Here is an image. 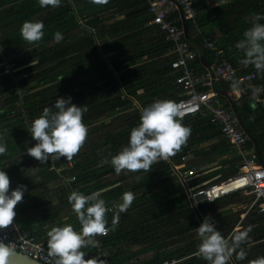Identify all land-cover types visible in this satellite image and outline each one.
<instances>
[{
    "label": "crops",
    "instance_id": "crops-1",
    "mask_svg": "<svg viewBox=\"0 0 264 264\" xmlns=\"http://www.w3.org/2000/svg\"><path fill=\"white\" fill-rule=\"evenodd\" d=\"M130 1L134 2L133 5L126 6L124 10L122 9L120 11L122 13L129 12L130 17L126 18L128 21L127 23H122L125 18H123V15L118 14L119 12L110 14L112 16L111 19L116 16L119 20L117 22L122 26L110 30V37L106 40L93 39L95 28L91 26H93L94 23H96L95 26L101 24L100 22L98 23V20L96 19L90 20L89 23H86L89 29L79 25L80 29H77L75 33L70 35L80 36L82 34H87V38L84 37V42L86 43L87 39L89 42L83 46V50L90 47L93 54L97 53L98 57L108 59L107 63L100 62L99 64H94L92 66V71L88 72L89 74L86 77L83 75L82 80L78 77H74L76 82L74 84L77 87L81 81L86 80L87 86L91 90L94 86L97 87L99 85H101L100 89L102 90L98 95L93 96V102L86 106L88 111L83 115V123L88 128L87 136L95 135L97 137L93 144L86 147L85 152L87 153H78L79 157L77 166H71L69 160L66 162L62 161L64 160L62 157L59 160H50L49 158L48 162L40 164V162L35 159L33 161V158L27 155L28 148L33 147L36 142L32 140L30 132L31 124L34 120L29 117L26 118L24 113L27 109H30V103L37 97L36 95L33 97L31 94L39 89L47 87L48 84H44L34 89H30V86L37 80L36 75H42L40 73H43V70H46L53 65H55V68L58 67V61H50V59H48L42 62L41 60L45 58L47 54L59 53L67 48L68 45L59 44L55 41V33L62 28V24L60 23L64 20L43 29L44 38H46L45 41L48 42L46 43L47 51L44 52V54L43 52L39 53V50H35L39 48V44L33 45V49L28 50V52L32 54L27 55L21 61H13L21 50V44H16L15 42L9 43V40L5 41L0 39V135H3V141L0 142L7 145V153L0 156V170L6 171L5 168L8 169L11 163H17L16 172L8 176L10 179V190H15L18 186H25L27 190L24 193L25 199L15 208L16 222L20 226L41 235L47 241V233L52 227H63L67 224H71L75 231L78 232L80 230L81 226L79 225L75 213L72 211L71 204L68 202V196L72 191L79 190L81 186H91L92 181H94V173L88 170L92 165L93 155L103 154V151L107 147L109 148L107 154L119 147V145L122 150L123 147L128 144L131 130L134 127H137L140 123L142 108L148 107L166 95H169L171 101H173L181 94L178 84L174 82V77L177 75V72L168 67V48L152 33L150 27L145 23L146 16L144 15V5L142 2L140 0ZM130 1L126 3L130 4ZM82 14L83 13H78L77 17H80ZM1 17L0 14V18ZM73 20L76 21L75 18H73L72 21ZM199 20L201 21L196 26L198 34L193 32L190 33V35L188 34L189 40L193 44L200 45L201 50L206 49L201 45L202 40H213L216 47L219 49L220 54L225 55L232 61L233 59H237L236 52L230 44L225 39L215 35L217 28L214 22L204 14ZM235 31L236 29H232V33ZM0 32H2V29H0ZM234 34L235 36L237 35L239 41L244 39H239L241 38L239 32H235ZM62 36L64 39L65 35ZM197 38L200 42L194 41ZM45 41H42V43H45ZM104 42L114 43L111 50L105 54L101 51L103 50L101 45ZM193 50L195 51V49ZM58 57L59 56L57 55L54 59H58ZM96 58L97 57H94V61H97ZM202 59L203 62L206 63L203 56ZM196 60L198 62V59ZM94 61H91L88 58L86 67ZM5 63H9L7 73L3 71ZM190 64L192 70H196L195 73H204L203 71H199L195 66L194 61H191ZM206 64L209 66L211 62ZM79 65L83 66L82 64ZM79 65L78 67H80ZM62 68L63 67L60 64L59 69L57 68L55 72L59 73L60 71L63 73ZM84 68L85 67H83V69ZM203 69L205 70L204 67ZM104 74L106 75V78L104 77ZM61 76L63 77V75ZM61 76L57 77V79ZM93 76H96L97 78H94L92 81L91 78H93ZM213 87L215 89H222V84L215 81L213 82ZM84 88L85 85L83 88H77V94L82 93ZM120 92L125 95V99L120 100L116 97ZM60 95L61 93L58 96ZM220 96L221 95H219V97ZM220 98L222 99V96ZM77 107H81V105ZM129 112H133V117L129 122L112 130L111 128H108L115 120L118 121L124 116L126 117ZM182 123L184 126L190 127L191 135L186 144L177 154L185 155L184 163L194 169L197 173L196 177L209 172H213V177L215 175L214 171L211 170L204 172V167L206 168V165L209 163H216L218 165L222 163L224 145L226 147L224 139L218 135L201 116L187 117L182 119ZM94 124L96 127H93ZM103 128H108L110 131L101 132ZM104 145H107V147L100 150V147H104ZM227 151L229 150L227 149ZM88 154L90 157L87 156ZM209 154H211L210 157L206 159L205 156ZM203 157L204 159H202ZM174 158V156L170 157L168 161L172 163ZM27 159L30 160L27 161ZM23 160L26 162L21 164V161ZM166 162L167 160H162L159 163L154 164L152 170L149 173H143L141 177L148 178L155 176L158 177L155 182L157 181V184L161 183L160 175L165 171L166 173L168 172ZM71 163L74 162L72 161ZM61 166H63L64 169L68 167H71V169H67L65 172L60 173L61 171L59 168H61ZM75 172L83 173V178L75 186L67 184L65 182V177L68 174H74ZM79 176H81V174H79ZM169 178L171 177L169 176ZM14 183L15 185H13ZM94 190L95 188L91 190L89 189V191L84 190L83 194L91 195L93 192H96ZM223 197H221L223 199H216L213 203L208 204L205 207L214 205V203L220 202L228 196ZM20 208L24 209L19 212L18 210ZM221 208L222 206H218L214 210L219 211ZM55 214H58L56 220L53 218ZM234 224L237 227H240L238 221ZM253 225L255 230H249L250 232H258L261 230V227H257L254 223ZM259 240V242L264 243L263 237H260ZM116 253L123 252L118 250ZM158 253H160V251ZM187 253L182 255L179 263L184 262V264H190L191 261L189 260L197 255V253H195L190 258V253ZM108 255L111 254L105 253L102 258H97V260L102 261L103 264H110L107 262V258H105ZM131 257L120 264H133L130 262ZM200 259L203 260L199 256V258L194 261ZM205 264H208V262H205Z\"/></svg>",
    "mask_w": 264,
    "mask_h": 264
},
{
    "label": "rangeland",
    "instance_id": "rangeland-1",
    "mask_svg": "<svg viewBox=\"0 0 264 264\" xmlns=\"http://www.w3.org/2000/svg\"><path fill=\"white\" fill-rule=\"evenodd\" d=\"M129 1L130 0H116L113 4V7L109 11L95 14L94 16H91L88 19H84L83 21H81L82 19L80 17H77V14L73 13L70 18H67L60 23L62 24V28H60L58 32L61 33V35H65V37L63 41L61 40L59 42V44H65L68 46L59 53H50L51 55L47 54L46 57L41 61L43 62L48 59H50V61H58V69L61 64V66L63 67L62 69H72V73L68 76H61L57 81L49 82L47 87L55 88L59 87L60 85L63 86L66 81H72L74 77H78L82 80L83 75H85L84 77H86L89 74L88 72L92 71V66L94 64H99L100 62L107 63L108 59H105L104 57H98L97 53L93 54L90 47L83 50V46L86 44L84 42V37L88 36L87 34H82L80 36L70 35L72 33H75L77 29L79 30L80 26L89 29L86 23H89L90 20L96 19L98 20V23L100 22L101 24L95 26L96 23H94V25L91 26L95 28V35L93 39L106 40L110 37V30L122 26L119 24V22H117L119 20L116 16L111 19V13L119 12L118 14L123 15V18H125L124 22L122 23L128 22L126 18L130 17L129 12L122 13L120 11L122 9L124 10L126 6L133 5V1H130V4L126 3ZM217 1L219 3L221 1H224L220 4L221 6L226 2L225 0ZM223 10H225L224 15L226 17V20L230 22V25L233 29H236L235 32H239V35H241V38L239 39H242L244 38V32L251 28L254 22H258L255 21V17L264 11V0H236V2L234 3L223 6ZM50 11L51 9L48 7H41L38 0H0V14L2 16L0 18V29H2V32H0V39H3L5 41L9 40V43L15 42L16 44H21L22 46L21 50L15 57L16 59H13V61H21L27 55H31L32 53L28 52V50L33 49V45L39 44V48L35 49L39 50V53L43 52L44 54V52L47 51L46 43L48 42L45 41L46 38H44V36L41 41L34 44H29L21 37L20 29L25 21L36 22L37 20L43 18ZM73 18H75L76 21L73 20V22ZM235 32H233V34ZM42 41H45V43H42ZM57 55L59 56L58 59H54ZM94 57H97V61H94ZM88 58L89 60L94 62H91L89 66L86 67ZM79 64H82L83 66H80ZM78 65L80 67H78ZM83 67L85 68L83 69ZM245 67L247 68L248 66L245 65ZM251 67L255 68L253 65ZM57 68H55V65H53L50 68L43 70V73L40 74L51 75L56 71ZM38 75H36V77ZM105 76L106 75L104 74V77ZM256 77L259 82L264 83V74L256 72ZM94 78L97 77L93 76L91 80L93 81ZM84 85L85 88L84 90H82V93L77 94V86L73 84L72 87H70V90L72 92L68 94L62 93L61 97H71V103L75 104L76 106H88L89 103L93 102V96L98 95L102 90L100 89L101 85L97 87L94 86V88L91 90L90 88H88L86 80L81 81L79 84V86L82 88L84 87ZM58 95L59 94H57L56 97ZM57 98H55V96L52 98L49 97V100L44 102L43 105L47 104L52 107L55 104V100ZM159 100H171V98L169 97V95H166ZM52 110L55 111L54 109ZM132 117L133 112H129L126 117L124 116L121 120L118 121L115 120L108 128H111L112 130L116 127H120L129 122ZM36 118L37 117H34L32 119L35 120ZM93 127H96V125L94 124ZM108 128H103L101 132H109L110 129ZM96 137L97 136L95 135L87 136L84 145L78 153H84L86 151V147L93 144ZM119 149L120 145L113 151L109 152L103 162L91 165L88 171H92L95 174L96 172L111 166V158L121 151V149L120 151ZM223 149L224 153L221 164L218 165L216 163H209L206 165V168L204 167V172L212 170L215 173V175L211 179L206 180L205 182L215 180L227 174H231L235 171L237 166H239L238 163H235V160L233 159L229 151H227L228 148H226L225 145ZM211 154L205 156V158L207 159ZM87 156L90 157L89 154ZM78 157L79 154L73 157V159L70 161L71 166H73V163H71L72 161L77 163ZM63 159L64 160L62 161H67V159ZM202 159H204V157ZM166 165L168 166V164ZM67 169L70 170L71 167L64 169V167L61 166V168H59V170L61 171L60 173L65 172ZM79 173L80 172H75L74 174L78 175ZM143 173L145 172H121L120 174H117L115 170H113L99 178V185L94 191H101L102 195L100 198L105 200L106 206L109 210L113 209L115 205L122 203V196L125 192H127L126 189L128 186L146 178H142L143 176L141 177ZM167 174L168 172L166 173L165 171L160 175L161 183L157 184L156 181L150 187L143 189L142 191L133 193L135 199L138 198V200H133V203L127 209V211L122 213V221H120L114 228L113 225L111 228H109L111 229L109 231V235L113 234L114 236H117L120 233H134V237L132 238L130 243H128L120 250L123 253L132 254L130 262H132L133 264H161L163 260H175V262L172 264H177L181 260L182 256L179 258L175 257L184 255L187 252L190 253L189 257L191 258L192 255L197 253L196 251H198V246L201 243L197 233V228L205 217L211 218L215 222L217 230L220 231L222 236H224L229 241H231L237 230H255L252 223L253 217L251 215V212H247L243 216L241 215L242 211L244 210V206L249 201L248 196H244L240 193H235L234 195H230L226 199L217 202L218 204L214 203V205L197 208L195 210L192 209L188 204H186L184 199L179 194L177 190L179 180L172 177L169 178ZM80 181L81 179L78 178L77 182ZM218 206H222V208L219 211H215L214 209ZM57 215L58 214H55V216H53L54 220L57 219ZM236 221L240 223V227H237L234 224ZM259 237L260 234H258V232L248 231V238L241 245V248L246 253V258L244 260L249 259V261H251L253 259L264 256V243L259 242ZM159 251H162L164 256H161V254L158 253ZM192 261L190 264H205V262L207 263V261L201 259L198 261ZM245 264H248V262Z\"/></svg>",
    "mask_w": 264,
    "mask_h": 264
},
{
    "label": "clouds",
    "instance_id": "clouds-1",
    "mask_svg": "<svg viewBox=\"0 0 264 264\" xmlns=\"http://www.w3.org/2000/svg\"><path fill=\"white\" fill-rule=\"evenodd\" d=\"M38 2L41 7L53 9L61 4V0ZM90 2L103 6L107 5L109 0ZM261 19L264 17H255L256 21ZM43 29L42 22L25 21L21 26L20 35L27 43L34 44L42 40ZM243 36L244 39L236 44V48L241 50L245 57L241 63L253 65L258 73L264 74V24L254 22ZM62 39L61 33H55L57 43ZM232 87L237 95L242 91L238 83H233ZM54 108L55 111L44 108L43 113L31 124V138L36 143L28 148L27 155L40 164H45L49 158L59 160L63 157L71 161L87 139L88 128L83 123L86 106L77 107L71 103V97H59L55 100ZM182 118L183 113L179 105L171 100H158L142 108L140 123L131 130L127 146L111 158L115 172L149 173L154 164L175 156L191 135L190 127L183 125ZM0 141H3V135H0ZM6 153L7 145L0 142V156ZM9 189L10 179L5 171L0 170V229L13 225L15 208L22 202L27 190L25 186H18L11 192ZM101 195V191L84 195L74 190L68 196V202L81 225V230L77 232L71 224H67L63 227H52L47 233V255L55 258L56 264H103L96 258L85 259V252L82 251L89 246L98 247L99 241L96 237L106 236L111 230L106 218L109 209L105 200L100 198ZM134 199L132 192L123 194L122 203L117 206L112 217L113 228L119 222L120 213L127 211ZM248 231L237 230L229 241L217 230L215 222L205 217L197 228L201 241L197 255L208 264H229L233 254L237 260H244L246 253L241 245L247 240ZM16 255L11 245L0 242V264H11ZM249 264H264V257L251 260Z\"/></svg>",
    "mask_w": 264,
    "mask_h": 264
},
{
    "label": "built area",
    "instance_id": "built-area-1",
    "mask_svg": "<svg viewBox=\"0 0 264 264\" xmlns=\"http://www.w3.org/2000/svg\"><path fill=\"white\" fill-rule=\"evenodd\" d=\"M140 1L144 5L145 23L150 27L152 33L168 48V67L177 72L174 82L178 84L181 94L173 102L179 105L183 113L182 119L191 116L204 118L206 123L224 139L235 163L247 166L244 172H236L237 166L231 174L189 186L190 179L195 178L197 173L184 163L185 155L176 154L172 163L168 160L166 162L168 164V175L179 180L177 188L179 194L185 203L195 210L200 205L211 204L223 196H230L235 193L248 196L249 201L244 206L241 215L251 212L253 223L264 229V167L256 161L251 144L249 146L247 144L250 143L248 135L239 125L237 117L227 101L223 97L221 99L219 94L211 89L207 72L195 73L192 70L190 62L197 59V54L183 37L179 21L178 8L185 23L187 36L192 32L198 34L196 26L201 21L199 18L203 16L208 8L218 6L222 1L219 3L217 0H205L203 7H197L200 9L198 11L193 5L194 0ZM201 45L203 48L213 51L212 62L209 64L213 73V82L217 81L222 84V90L234 106L247 99L256 102L259 106L261 124L264 128V83H254L256 69L253 67L249 69L244 65H237L230 61L225 55L220 54L213 40L204 39ZM8 68L9 63H5L3 71L7 73ZM233 83H238L239 88L242 89L239 95L233 91ZM116 97L120 100L126 98L121 92ZM108 151L109 148L107 147L103 154L93 155L92 165L103 162ZM82 174L81 176L73 173L68 174L65 177V182L67 184H78L77 179H82ZM217 180L218 183H215ZM9 191L12 190L9 189ZM113 236V234L109 235L108 232L106 236L96 237L99 241V246L94 248L96 259L105 255L100 249L102 239H110ZM0 242L11 245L15 251L41 264H56L55 258H50L47 255V240L41 235L35 234L32 230L20 226L16 219H14L13 225L0 229ZM174 262L175 260H163L161 264H172Z\"/></svg>",
    "mask_w": 264,
    "mask_h": 264
},
{
    "label": "trees",
    "instance_id": "trees-1",
    "mask_svg": "<svg viewBox=\"0 0 264 264\" xmlns=\"http://www.w3.org/2000/svg\"><path fill=\"white\" fill-rule=\"evenodd\" d=\"M116 0H109V3L107 5H96L90 2V0H61V4L59 7L57 8H51L50 12H48L43 18L37 20L36 22H42L44 24V29L59 22L62 20H65L67 18H70L73 13L78 14V13H83L80 18L84 19V18H88L91 16H94L95 14L104 12V11H109L112 7L113 4ZM205 0H194L193 1V5H195V7L197 8H201L203 7V2ZM225 4L224 5H218L215 7H211L208 8L206 10V12L204 13V15L206 17H208L211 21L214 22V24L216 25V33L215 35L217 37H221L223 39H225L230 46L234 49V51L236 52V56L237 59H233L230 60L232 62H234L237 65H244L241 63V60H243L244 54L241 50L236 48V44L239 42L238 38L233 35L232 33V26L230 25V22L228 20H226L225 17V10H223V6H227L231 3L236 2V0H225ZM196 9V11L200 10V9ZM259 16L264 17V11L262 13L259 14ZM256 21V20H255ZM261 24H264V19H261L258 21ZM188 26V23H187ZM197 42H200V40L197 38L196 40ZM87 42L88 39H87ZM86 42V43H87ZM114 45V43H107L104 42L101 45V48L103 50H101L103 52V54L107 53L109 50H111V47ZM106 47V49H105ZM213 51L209 50V49H205L202 50V56L205 60L206 63H210L212 62V54ZM195 62V66L199 69V71H203L205 72V70L203 69V67L197 62V60H194ZM237 62V63H236ZM245 66V65H244ZM249 69H251L252 65H247ZM194 72H196V70H194ZM72 73V69H63V73H61L59 71V73L53 72L51 75H38L37 76V80L35 81V83H33L30 86L31 88H37L40 87L44 84H48L49 82H53V81H57V77L63 75V76H68ZM75 80L73 79V81H66L63 86H59V87H45L43 89H39L37 91H35L34 93H32L31 95L33 97H35V95L37 96L36 98H34V101H32L30 103V109H27V111L24 113L26 118H34V117H39L42 113L44 108H51L54 109V105L51 107L50 105H43L44 102H46L47 100H49V95L54 93V92H61L60 96H57L58 98L62 96L63 94H68L70 92H72L70 90V87H72V85L75 83ZM255 84H261V82H259L256 79L254 80ZM69 87V89H68ZM66 88V89H63ZM77 88H80L79 86ZM76 88V89H77ZM39 96V97H38ZM55 97V98H57ZM221 97V96H220ZM235 109L236 112L243 124V127L245 128V130L252 136L253 140L255 141L256 145H257V149L260 155V158L262 160V162L264 163V156L262 154V152L264 151V128L261 124V114L259 113V106L256 102H251V100L247 99V100H242L241 103L239 104H235ZM260 114V115H259ZM248 146L250 145V143H247ZM34 161V159H32ZM78 163H73V166H77ZM17 169V163L13 162L11 163L10 167L7 169L5 168V172L7 173V175L9 176L12 173H15ZM114 168L111 166L102 169L98 172H96L94 174V181L91 184V186H81L79 188V190H77L78 192L83 193V191H89V189H93V188H97V186L99 185V178L111 171H113ZM80 174V173H79ZM79 174L77 176H79ZM213 175V172H209V173H205V174H201L198 177L194 178V179H190L189 181V186L195 185V184H200L202 182H205L206 180L211 179ZM158 177L155 176H151L148 177L144 180L138 181L130 186L127 187L126 191L127 192H138V191H142L143 189H146L148 187H150L151 185H153V182H155V180H157ZM15 185V183L13 184ZM135 201L138 200V198L134 199ZM119 204L115 205L113 209H110L107 213V221H108V227L111 228L112 227V217L117 209V206ZM206 205H200L198 208H202L205 207ZM26 208V207H24ZM24 208H20L18 211L21 212L22 209ZM123 220V215L122 213H120V218H119V222ZM118 222V223H119ZM80 225V224H79ZM81 226V225H80ZM258 233L260 234V237L264 238V229H261L258 231ZM37 234V233H35ZM38 235V234H37ZM134 237V233H120L117 236H113L110 239H102V243H101V247L100 249L102 250V252L104 253H108L111 255H108L107 257V262H109L110 264H120L124 261H126L127 259H129L132 254L131 253H116L118 250H121V248L125 247L128 243H130V241L132 240V238ZM259 237V238H260ZM238 252L240 251V249H237ZM82 251L85 252V259H90L92 257H94L96 255V252L94 251V248L89 246L87 248L82 249ZM161 256H164L163 252L160 251ZM180 256H176L175 258H179ZM197 258H199L198 255H196L195 257H192L189 261L192 260H196ZM249 261V259L246 260H237L236 259V255L233 254L231 260L229 261V264H245ZM179 264H184V262H181Z\"/></svg>",
    "mask_w": 264,
    "mask_h": 264
},
{
    "label": "water",
    "instance_id": "water-1",
    "mask_svg": "<svg viewBox=\"0 0 264 264\" xmlns=\"http://www.w3.org/2000/svg\"><path fill=\"white\" fill-rule=\"evenodd\" d=\"M178 15H179L180 26H181V29H182V32H183V37L186 39V41L189 43V45L193 49H195V51L197 53L198 62L205 68V70H206V72H207V74H208V76L210 78L211 89L215 90L219 95H221L227 101L229 107L231 108L233 113L236 115L239 125L241 126L243 131L248 135V138H249L250 144L252 146L256 161L258 162L259 165L264 167V163L262 162V160L260 158V155H259V152H258V149H257V145H256L255 141L253 140L252 136L243 127V124H242V122H241V120H240V118H239V116H238V114L236 112V109H235V106H234L233 102L227 97V95L225 94L224 90L215 89L213 87V73H212V70L206 63L203 62L201 46L197 45V44H193L189 40V38L187 36V33H186L185 23H184V20L182 18V15H181V12H180L179 8H178ZM57 94H60V93H53L49 97L52 98V97L56 96ZM106 147H107V145H104V147H100V150H102V149H104ZM29 160L30 159H27V161H29ZM25 162L26 161L23 160V161H21V164H23ZM15 252L17 253V255L12 258L11 264H41L40 262H38V261H36L34 259H31V258H29L28 256H26V255H24L22 253H19L17 251H15Z\"/></svg>",
    "mask_w": 264,
    "mask_h": 264
},
{
    "label": "bare ground",
    "instance_id": "bare-ground-1",
    "mask_svg": "<svg viewBox=\"0 0 264 264\" xmlns=\"http://www.w3.org/2000/svg\"><path fill=\"white\" fill-rule=\"evenodd\" d=\"M246 169H247L246 165H239L236 172H244ZM215 183H218V181H216Z\"/></svg>",
    "mask_w": 264,
    "mask_h": 264
},
{
    "label": "flooded vegetation",
    "instance_id": "flooded-vegetation-1",
    "mask_svg": "<svg viewBox=\"0 0 264 264\" xmlns=\"http://www.w3.org/2000/svg\"><path fill=\"white\" fill-rule=\"evenodd\" d=\"M59 93H61V92H59ZM56 97V96H55Z\"/></svg>",
    "mask_w": 264,
    "mask_h": 264
}]
</instances>
